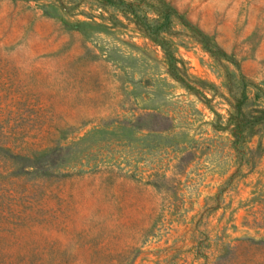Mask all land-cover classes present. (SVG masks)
<instances>
[{
    "label": "rangeland",
    "instance_id": "obj_1",
    "mask_svg": "<svg viewBox=\"0 0 264 264\" xmlns=\"http://www.w3.org/2000/svg\"><path fill=\"white\" fill-rule=\"evenodd\" d=\"M0 0V264H264V0Z\"/></svg>",
    "mask_w": 264,
    "mask_h": 264
},
{
    "label": "trees",
    "instance_id": "obj_2",
    "mask_svg": "<svg viewBox=\"0 0 264 264\" xmlns=\"http://www.w3.org/2000/svg\"><path fill=\"white\" fill-rule=\"evenodd\" d=\"M121 3L125 4L126 6H132V3L126 0H121Z\"/></svg>",
    "mask_w": 264,
    "mask_h": 264
}]
</instances>
